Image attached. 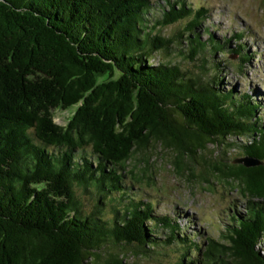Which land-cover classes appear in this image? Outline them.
<instances>
[{"label":"trees","instance_id":"obj_1","mask_svg":"<svg viewBox=\"0 0 264 264\" xmlns=\"http://www.w3.org/2000/svg\"><path fill=\"white\" fill-rule=\"evenodd\" d=\"M165 4L0 0V264H127L120 247L147 258L174 248L177 264H264V165L225 158L236 150L264 163L260 103L220 78L224 58L215 54L230 40L192 35L208 8ZM183 20L178 39L197 72L151 62L174 43L155 32ZM73 106L66 125L54 121L53 110ZM153 143L173 151L179 175L199 163L197 150L225 148L209 171L248 204L221 240L183 232L125 185L129 163Z\"/></svg>","mask_w":264,"mask_h":264},{"label":"rangeland","instance_id":"obj_2","mask_svg":"<svg viewBox=\"0 0 264 264\" xmlns=\"http://www.w3.org/2000/svg\"><path fill=\"white\" fill-rule=\"evenodd\" d=\"M151 1L154 5L166 6L165 2L169 0ZM186 2L193 8L206 7L209 10L204 22L192 35H199L202 42L210 36L221 43L230 40L227 46L229 50L225 55L215 54L219 59L224 58L222 62L225 68L220 71V78L224 79L229 88H236L238 94L250 95L260 103L264 129V0ZM187 21L183 20L161 32H155L165 37L174 36V43L168 51L155 52L151 60L153 64L172 63L179 64L190 72L200 70V62L190 59L186 38L181 41L178 39L179 31L184 30ZM241 32L244 33V38L236 41L235 35ZM239 47H242L241 52L249 56L248 62L244 64L240 56L234 54ZM77 109L78 106H73L68 110H53L54 121L59 125H66ZM224 150L225 148L214 144L207 145L204 151L197 150L196 158L199 163L191 165L192 170L185 171L184 175H179L172 163L175 155L173 151L161 143H153L149 150L138 153L129 163L125 172V185L131 186L133 193L145 202L149 199L155 205L157 214L178 219V226L183 232L195 237L200 235L203 242L209 237L221 240L231 217L236 213L244 214L248 204L247 198L240 191H234L225 182L218 181L209 171L216 158L225 157ZM237 154L238 151L230 150L225 158L234 162L239 158ZM188 163L193 162L188 159ZM131 170H134L133 175L130 174ZM201 174H205L209 182L203 180ZM134 175L141 178V182L138 183ZM81 199L87 213L95 210L96 201L89 194L81 195ZM100 208L108 212L106 206ZM114 250L123 254L120 258L127 264H177L182 257L176 249L169 247L159 248L162 254L151 258L136 254L132 248L120 247Z\"/></svg>","mask_w":264,"mask_h":264},{"label":"water","instance_id":"obj_3","mask_svg":"<svg viewBox=\"0 0 264 264\" xmlns=\"http://www.w3.org/2000/svg\"><path fill=\"white\" fill-rule=\"evenodd\" d=\"M235 164H241V165H244L245 167L249 168V167H255V166H258V165H261L264 163L262 162H259L255 159H252V158H242V159H237L236 161H234Z\"/></svg>","mask_w":264,"mask_h":264}]
</instances>
